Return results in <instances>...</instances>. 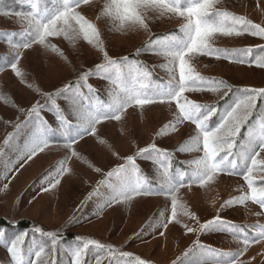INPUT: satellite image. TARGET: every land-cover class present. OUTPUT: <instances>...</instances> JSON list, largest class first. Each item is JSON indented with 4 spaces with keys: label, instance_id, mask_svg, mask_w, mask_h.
Here are the masks:
<instances>
[{
    "label": "rangeland",
    "instance_id": "obj_1",
    "mask_svg": "<svg viewBox=\"0 0 264 264\" xmlns=\"http://www.w3.org/2000/svg\"><path fill=\"white\" fill-rule=\"evenodd\" d=\"M29 1L31 0H27ZM234 1L216 0V4L219 7L233 6L252 24L264 27V0ZM110 4L113 5V15L102 16V11ZM116 10L117 4L114 0H89L88 4H83L76 9L80 15L99 29L101 33L99 44L85 38L79 24L70 21L69 26L65 28L66 34L49 36L48 42L46 39L43 43L37 40L34 43L37 46L34 48L22 49V56L17 64L20 76H17L16 70L11 67L0 71V216L12 222L22 217L29 218L32 222L30 230L21 233L30 234V240L36 239L35 233L46 234L49 239L45 246L47 250L51 249L48 250L49 252L45 247L43 251L36 249L35 246H44L39 243L25 253L22 243L21 258L17 260L11 257L8 250L10 245L7 249L0 246V264H29V262L30 264H49L50 254H55L57 257L55 264H74L75 252L84 244H89L86 256L83 258L86 264H94L97 258L101 264H111L107 251L100 252L89 243L91 240L113 246L117 250V255L121 252L128 253L129 255L121 258V264H139L141 260L146 261L147 264H173L174 261L176 264H197L198 261L201 264H217L211 262V257L206 258L201 249L195 246L194 242L198 241V238L216 247V253L221 254L235 252L243 247L244 240L235 238L224 230L200 231V224L217 216L225 219L229 216L234 219V221L230 220L233 223L237 220H247L246 218H249V221L264 222V211L260 209L261 212H259V205L250 199L251 190L243 175L230 174L228 171H220V174L217 173L211 181L196 190L193 188L188 191L187 188L178 192V195L185 200L184 204L187 208L172 227L168 223L172 208V203H169L168 199L152 198L150 201L141 199L138 202L121 200L106 215L102 213L109 207L105 201L118 191L115 185L104 190L99 189V182L107 170L124 160L119 156L118 151L122 154L140 153V148L145 146L144 143L154 142L162 147L175 148L183 158H187L190 150L196 149L186 140L192 125L185 121L175 128L172 127L176 125L175 101L165 100L144 106H130L119 120L100 123L95 127L91 138L83 140L82 143L75 145V148L62 150V158L57 159L62 164L57 169V163L51 162L53 157H57L58 148L52 146L43 148V151H37L31 159L23 155L32 136L38 132L37 122L30 115L31 109L37 103L42 105L48 102L53 90L67 84L70 80H82L86 86L91 84L103 90L110 98L114 96L112 94L114 85L102 78L92 76L93 68L107 60L105 52L107 57L110 55L114 57L132 51L147 38L153 29L151 22L149 23L150 31L139 27L120 28L119 21L114 17ZM152 11L153 9L142 11V14L146 16ZM17 14V12L14 14L1 12L0 31L28 30L31 17L24 14L22 19ZM152 15L156 17L155 23L159 25L158 29L184 22L183 18L172 17L170 14L163 15L158 10ZM247 33L249 37L246 38L241 35L225 36L217 33L210 42L218 45L260 44L263 50L254 60H260L259 62L242 64L235 59L227 61L219 57L201 55L190 61L191 66L195 71L216 73L221 79L232 81L230 86L247 89L264 87V68L259 67L260 64H264L261 58L264 56V37L252 35L250 29ZM8 39L11 41L10 37ZM1 49L9 51L13 47L6 44ZM43 49L46 52L36 58L35 56ZM27 62H30V66L26 64ZM25 66L29 69H25ZM171 68L173 66L170 64L169 70L165 72L178 78L179 67L176 66L172 70ZM212 88L200 92L189 90L186 94L191 91L195 97L215 99L222 97L227 91L223 87H220L219 91H212ZM238 115L243 116V111L241 110ZM28 118L33 119L24 126L25 132L18 135L17 141L12 143L13 147H8L11 129ZM74 119L82 121L84 118L74 114ZM250 133L253 131H249ZM100 143L111 146L112 152L109 150L101 154V150L95 147ZM73 150L79 155L81 152H86L93 159H90L93 165L89 168L85 166L81 172H76L77 174H73L62 184H57L61 165L66 170L70 160L80 161L73 157ZM260 157L264 158V154L258 158ZM49 164L51 168L42 173ZM128 179L129 175L123 182H128ZM91 191H96L97 195H88ZM235 191L242 192L240 197L248 193L249 199L240 203L239 197L232 205L223 206L225 201L230 200V194ZM155 204L161 205V208L159 206V209H156ZM189 205L192 208H189ZM167 207L168 211L162 213ZM98 214H104L99 221L95 218ZM160 214H162L161 218ZM149 216L158 217V222H152L150 227L146 224ZM164 223L167 224L166 228L162 226ZM184 225L195 228L197 231L188 233ZM36 228L40 231H35ZM222 228L225 229L228 226L223 225ZM239 230H242L243 235L245 229ZM69 231L75 232V238L68 240L69 242L66 241L65 246L58 251L57 244L60 242V236L57 235V243L53 247L52 237L48 233L65 236V233ZM260 231L254 230L248 238L247 251L239 257L240 264H264V239L258 237ZM246 234L245 236L249 235ZM3 237L4 231L0 230V240ZM252 237L257 239L253 240ZM14 238L10 239L9 243ZM38 251L40 256L36 257L35 253ZM198 254L202 256L198 258ZM224 259H226L225 256ZM50 264H54V261Z\"/></svg>",
    "mask_w": 264,
    "mask_h": 264
},
{
    "label": "snow or ice",
    "instance_id": "obj_2",
    "mask_svg": "<svg viewBox=\"0 0 264 264\" xmlns=\"http://www.w3.org/2000/svg\"><path fill=\"white\" fill-rule=\"evenodd\" d=\"M89 0H62L57 8L53 10L41 9L36 10L31 15V24L27 30L26 41L20 43L15 48L14 55L8 61V64L13 70H16V75L20 76L21 73L17 69V64L22 56V49L30 48L37 40L43 43L49 36H60L65 33V28L69 26L70 21H75L79 24L80 31L83 32L85 38L90 41H95L99 44L101 33L96 25L86 20L76 9L81 4H88ZM117 4V10L114 13V17L119 21V27H139L144 30L150 31L149 23L150 18L143 15L142 11H148L151 9H158L174 16L184 19V22L180 25L179 35L172 33L163 34L161 38L152 39L147 42L142 48L136 50V55L139 56L145 49L160 48L164 49V55L169 58V63L175 68L178 64L179 77H173L167 81L163 87L152 90L151 95H146L135 89H129L125 96L117 99V101L110 105L103 111L102 116L105 120L108 119H120L119 113L130 104H136L144 106L146 104H154L157 101L168 102L175 101L176 104V125L185 121L194 125L192 132L189 134L188 143L199 150L203 156L198 162V167L194 170L191 177L192 182L199 185H205L211 181L218 171L227 170L230 174L241 173L243 178L247 181L248 187L251 190L250 199L259 205L260 209L264 210V186L255 187V179L252 175L253 169L259 167L264 171V161L258 160L261 154H264V119L260 120L259 133H250L249 136L244 137L241 135V126L248 119V116L252 113V110L257 106V98H264V87L245 89L247 95L246 99L234 102L232 106L225 110V114L219 119V122L215 127L209 124V121L213 115L217 114V107L215 105H207L197 103L196 101L189 100L184 93L186 91H201L203 89L193 87L189 89V85H198L205 83V78L200 76L195 69L191 66L190 61L194 60L199 55H212L213 53L220 51H227L213 48L210 41L217 33H222L225 36H240L243 32L251 30V34L254 36L264 37V27L258 24H251L246 21L244 17L233 16L231 18V26L227 24V15L217 7L216 0H114ZM113 5L110 4L102 11V16L113 15ZM142 10V11H138ZM17 15L24 18L23 13ZM37 17H39L37 19ZM242 29V30H241ZM3 35V34H0ZM10 35V34H9ZM109 64H116L118 62L123 63L127 61V57L121 58L120 61L113 60L111 57H107V52L104 53ZM105 67L104 64L97 65L96 71L99 72ZM259 67L264 68V64H260ZM216 87H213L212 91H219L220 87H223L227 91L223 94L226 96L228 91H231L232 86L228 85L224 80L213 81ZM68 86H65V90ZM143 96V98H141ZM40 105L37 103L31 109L33 114L38 113ZM243 111V116L238 115L240 111ZM99 123V119L89 118L88 126L82 127L75 135L69 134L66 139L68 141L67 146L71 147L78 139H82L84 135L89 131H95V124ZM49 134V129L45 128L42 132L35 133L30 144L26 147L23 155L28 159H31L36 155L37 151H43V148L48 147V141L44 139ZM12 139H14V134ZM239 138V143H238ZM11 141H9L10 143ZM148 151H159L155 144H152L147 149H142L141 154ZM169 153L165 152L164 155ZM67 159V158H66ZM65 159V163H66ZM129 164L134 162V158L127 157ZM113 169L109 176H114L118 171L123 169ZM65 171L64 166L60 168V172ZM99 171V169H97ZM59 175V173H58ZM261 182L264 183V177L261 178ZM59 183V180L56 181ZM184 177L178 175L175 178V183L170 184L168 192L175 193L179 187H183ZM55 187V185H52ZM47 190V189H45ZM134 192L139 195L138 188L130 187L128 183L114 196L105 201L106 205L112 203H118L120 197L128 198V192ZM249 199L248 193L239 198V202L243 203ZM234 200H227L223 206H229L235 203ZM222 206V207H223ZM176 201L175 196L172 199V215L171 219L174 221L176 218ZM260 214V213H257ZM222 224L231 228L235 225L230 224L227 220H221L219 216L207 221L204 224L199 225L200 231H208L212 229L213 225ZM163 227H167V224H162ZM188 233H193L197 229L184 225ZM261 231L258 233L260 239H264V225L259 226ZM35 231L39 232L40 229L36 228ZM52 237L51 243L54 247L57 243L56 233H48ZM26 234H18L10 243L8 249L11 257L19 260L21 258L20 245L23 243ZM79 239V238H77ZM253 240L257 237H252ZM90 244L94 245L100 252L109 254L111 264H121V258L129 255L128 253H119L111 245H105L98 241L91 240ZM196 247H200L209 252H217L216 249L206 245H202L199 241L194 242ZM249 239L245 238L243 241V247L237 249L235 252L222 253L226 259L223 264H240L239 257L247 251ZM89 244H84L82 248H79L75 252L74 264H86V260L83 258L86 256V250ZM43 251V249H41ZM36 257L40 256V252L35 253ZM30 264V262H29ZM55 264V261H54ZM94 264H101V261L97 258ZM139 264H147L146 261H139ZM173 264H176L174 261ZM197 264H201L200 261Z\"/></svg>",
    "mask_w": 264,
    "mask_h": 264
},
{
    "label": "trees",
    "instance_id": "obj_3",
    "mask_svg": "<svg viewBox=\"0 0 264 264\" xmlns=\"http://www.w3.org/2000/svg\"><path fill=\"white\" fill-rule=\"evenodd\" d=\"M62 0H31L27 2V0H0V14L1 12H8V14H14L17 13H23L27 14V16L30 13L34 14L36 10L41 9H47V10H55L59 3H61ZM70 3L71 0H68ZM236 2V0L234 1ZM83 4H81L82 6ZM80 6V7H81ZM227 6V5H226ZM79 7V8H80ZM221 12L225 13L227 15V24L231 26V18L233 16L238 17H244L246 21L250 22L249 19H247L243 14H241L238 10L234 9L233 6L231 7H225V5H221V7L217 6ZM158 9H153L152 12L147 13V17L150 18L151 24L153 29L147 36V38L140 43L138 46H136L132 51L127 52L125 54H122L120 56H114L111 57L113 60L120 61L121 58L127 57V61L123 63H116V64H109L108 60H105L101 62L99 65L104 64L105 67L103 70L97 72L96 67L93 68V73L95 77L102 78L112 85H114L115 89L112 90L113 97L110 98L108 94H106L103 90L100 88H97L96 86H93L91 84H84L82 80H70L67 84L59 87L56 90H53L50 93L49 101L40 105V108L38 109L37 114L31 113L30 115L36 120L37 122V129L38 132H42L45 128L49 129V134L44 137L48 141V146H52L54 148H58L57 150V157H53L51 163H57L56 169L60 166V163L57 159L62 158V150L63 149H72V147L75 148V145L82 143L83 140H87L88 138H91V135H93L92 131H89L86 135L83 136L82 139H78L75 143L71 145V147H68V141L66 137L71 134L75 135L77 132L80 131L82 127H87L89 118H96L99 119V123L95 124V127L97 125H100L102 122H109L111 120L116 119H108L105 120L102 116V113L104 110H106L110 105L114 104L117 99L125 96L126 92L129 89H135L136 91H140L146 95H151L152 90L163 87L165 83L171 78H173V75L167 74L165 71L169 70L170 63L169 58L164 55V49L160 48H154V49H145L139 56L136 55V50L138 48H142L147 42H149L152 39L161 38L163 34L166 33H172L175 35H179V29L181 24H175L174 26H167V27H159V25H156V17L152 15ZM160 13L164 14H170L161 10H158ZM170 16L174 17V15L170 14ZM177 17V16H175ZM39 18V17H37ZM31 22H29L30 27ZM159 24V21H158ZM252 24V23H251ZM28 27V29H29ZM242 30V29H241ZM248 32V31H247ZM247 32H243L241 35L243 38L249 37V34ZM0 71L3 69H7L10 67L8 64V61L11 59V57L14 55V50L17 48L21 42L26 41L27 37V30H13V31H0ZM10 34V35H9ZM236 36V35H233ZM8 37L11 38V41L8 39ZM47 42L49 38H46ZM11 43H10V42ZM213 48L221 49V50H227V51H220L213 53L212 55H207L208 57H219L222 59H226L227 61L234 60L238 63L242 64H252L255 62H259L260 60H255L256 56L260 54V52L263 50V46L260 44H250V43H243V44H227V45H218L215 43L210 42ZM9 44L13 47L12 50L9 51H3L1 47L3 45ZM34 43L32 44V48H34ZM46 52L44 49L39 51V54L35 56L38 58L41 54ZM240 53V54H238ZM244 53L245 57H244ZM111 56V55H110ZM109 56V57H110ZM201 57V55H199ZM154 57V58H153ZM264 62V56L261 57ZM260 58V59H261ZM28 66H30V62L26 63ZM22 65V64H21ZM178 66V64L176 65ZM175 66V67H176ZM25 69H29L27 66H25ZM174 68H171V70ZM163 70V71H162ZM170 72V71H169ZM200 76L205 78V83L198 84V85H189V89L193 87L201 88L205 91L209 88L216 87L213 83V81L223 80L221 79L216 73L211 72H199L196 71ZM171 73V72H170ZM227 82L228 85L232 84V81L230 80H224ZM65 86H68L65 90ZM245 89L247 88H240L238 86H232L231 91H228V94L225 96L223 95L220 98L215 99H204L195 97L193 93L190 91L188 94L187 92L184 93V95L189 99L196 101L197 103L201 104H207V105H215L217 107V114L213 115L209 121V124L212 127H215L216 124L219 122V119L222 115L225 114V110L228 109L230 106L234 104V102H238L239 100L246 99L247 95L250 93H246ZM200 92V91H199ZM143 98V96L141 97ZM136 104H130L127 106L126 109H128L130 106L135 107ZM133 108V107H132ZM119 113L121 116L123 113ZM74 114L79 115L82 118H84L82 121H78L74 119ZM33 118H28L27 120H23L19 122L14 128L10 131L8 147H13L12 143L17 141L18 135L25 132L23 129L24 126H27V122L31 121ZM264 119V98H257V106L254 108L253 112L248 116V119L245 121V123L241 126V135L244 137L249 136V131H253L255 133H259L260 131V120ZM189 125H192L190 122ZM191 129L193 130L194 125H192ZM192 130L189 131L187 134L186 140L188 141L189 134L192 132ZM14 134V139H12V135ZM238 138V143H239ZM152 143H144L145 146L140 148V153H133L130 152L128 154H122L119 151L117 152L119 156L124 158V160L119 163L118 165H115L111 167L109 170L106 171V174L102 177V179L99 182V189H106L107 187H110L112 185H115L116 190L120 191L122 187L125 186L126 183L130 185V187L138 188L140 191V194L137 195L134 192L129 191L128 192V198L120 197L119 202L121 200L126 201H140L141 199H144L145 201H150L152 198L156 199H168V202L172 203L173 196H175L176 201V218L173 221L171 219L172 215V208L170 210V215L168 218V223L170 227H172L174 222L176 223L177 219L181 217V215L184 214V210L187 208L184 204L183 198L178 195V192L180 193L182 190H185L188 188V191H191L189 189L194 190L198 189V187L202 186L198 183L192 182V175L194 170L198 167V162L202 159L203 154L195 149L190 150V155L187 158H183L178 151L175 148H166L162 147L158 143H154L159 149V151H148L144 154H141L142 149L149 148ZM96 148H99V151L101 150V154L104 152H108L109 150L112 152V147L108 146L104 143H100L99 145L95 146ZM114 149V148H113ZM74 151V150H73ZM95 151V150H94ZM169 153L168 155H164V153ZM133 157L134 162L129 164L127 161V157ZM73 157L80 160L72 161L70 160L68 166H66V170L59 174L58 180L59 184H62L65 180L69 179L73 174L76 172L79 173L81 170L86 167H91L93 164L91 163L90 159L91 156H88L86 152H81L80 155L74 151ZM93 160V159H92ZM258 160L264 161V158L260 157ZM95 161V159H94ZM96 162V161H95ZM62 166V165H61ZM120 166H124L123 169L118 171L114 176H109L108 174L113 171V169L120 168ZM51 168V165L49 164L44 168L43 172H47ZM227 171V170H223ZM76 173V174H77ZM220 174V171L217 172ZM235 175H243L241 173H234ZM129 175L128 182L124 183L123 180ZM131 175V178H130ZM178 175H183L184 177V185L183 187H179L178 191L175 193L168 192V188L170 184L175 183V178ZM256 183L255 187L259 188L264 186V183L261 182V178L264 177V171H262L259 167H256L253 169L252 173ZM87 192V191H86ZM52 193V191L50 192ZM194 193V192H193ZM242 192H233L230 194L229 198L231 200L236 201ZM88 195L96 196V191L89 192ZM118 202V203H119ZM118 203H112L107 210L103 211L102 213H108L110 210H112V207L117 205ZM156 205V204H155ZM159 206L161 208V205L157 204L156 209H159ZM258 207V206H257ZM189 208H192L189 205ZM114 209V208H113ZM259 212H261L260 208L258 207ZM168 211V207L162 211V213H166ZM264 211V210H263ZM101 213V214H102ZM98 214L95 218L99 221L103 217V215ZM160 214V218H161ZM247 220L238 221L237 222H230V220L234 221V219L230 218L229 216L225 218H221V220H227L230 222V224L235 225L234 228L228 227V228H222V224H216L212 226V229L217 231H228L231 236L235 238H240L241 240H244L245 238H249L250 235L254 232V230L258 231L260 229V225H264V222L262 221H249V218H246ZM152 222H158V217H151L149 216L148 220L146 221V224L148 226H151ZM236 223V224H235ZM159 224V223H158ZM32 222L29 218L22 217L15 222H12L8 220L4 216H0V230L4 231V237L0 240V246L7 249L10 245L9 240L14 238L17 234L23 232V231H29L31 228ZM169 227V226H168ZM245 229V232L239 229ZM247 232V234H246ZM248 235V236H245ZM60 236V242L57 244V250L59 251L62 247L65 246V242L68 240H72L75 238V232H66L65 236H62L63 234H58ZM36 239L30 240V234H26V239L23 241V252L27 253L26 250L33 248L36 244L42 243L44 246L39 247L35 246L36 249H46L47 252V246H45L48 243L49 237L46 234H39L35 233ZM154 236V235H153ZM152 236V237H153ZM63 237V238H62ZM239 239V240H240ZM198 241L202 245L209 246L211 248H216L214 246H211L204 241H202L200 238H198ZM69 242V241H68ZM201 249L203 255L208 258L211 257V262L217 263V264H223L224 255L221 256V253L216 252H208L205 249ZM223 250V249H222ZM210 253V254H209ZM202 255L198 254V258H200ZM196 258V259H198ZM209 259V261H210ZM50 263L52 261L57 262V257H55V254H50ZM49 263V264H50Z\"/></svg>",
    "mask_w": 264,
    "mask_h": 264
}]
</instances>
